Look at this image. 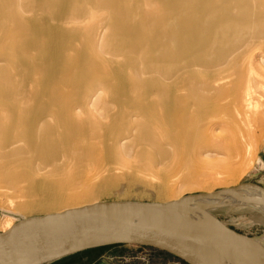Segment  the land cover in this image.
<instances>
[{"label":"bare ground","instance_id":"1","mask_svg":"<svg viewBox=\"0 0 264 264\" xmlns=\"http://www.w3.org/2000/svg\"><path fill=\"white\" fill-rule=\"evenodd\" d=\"M260 95L264 0H0V194L25 215L138 186L178 201L175 184L191 191L241 172L235 159L259 141L252 125L264 136ZM256 203L234 205L264 218ZM236 248L241 257L227 258L261 264Z\"/></svg>","mask_w":264,"mask_h":264},{"label":"water","instance_id":"2","mask_svg":"<svg viewBox=\"0 0 264 264\" xmlns=\"http://www.w3.org/2000/svg\"><path fill=\"white\" fill-rule=\"evenodd\" d=\"M253 186L261 191L254 200H239L234 193L239 187L186 195L168 203L102 201L29 217L0 233V264H49L78 252L114 245L151 248L185 264H239L227 258V254L241 257L237 244L255 251L259 263L264 264V236L238 233L212 214L213 207L203 205L215 198L245 205L264 200V189Z\"/></svg>","mask_w":264,"mask_h":264},{"label":"rangeland","instance_id":"3","mask_svg":"<svg viewBox=\"0 0 264 264\" xmlns=\"http://www.w3.org/2000/svg\"><path fill=\"white\" fill-rule=\"evenodd\" d=\"M257 102L259 103V107L257 113L260 115L259 118L264 120V95H260L258 97ZM253 128V129H252ZM260 128L258 126L252 125L251 133L254 132L256 139H259L257 142V148L254 152V155H250L247 152H243L239 158H236L234 162L239 163L245 161L243 165H241L240 169L241 172L235 175L234 177H227L223 180H209L208 186L207 184H203V186H207V189H213L212 192L221 191L225 189H233L239 188L243 185H255L262 189H264V168L261 167V162L264 163V136L260 138L257 136ZM264 131V128H263ZM103 138L97 139V144L100 143V140ZM102 142L104 141L101 140ZM255 141V140H254ZM107 143H109L107 141ZM103 144V143H102ZM106 144V142H105ZM105 144L103 146L105 147ZM99 145V144H98ZM103 147L102 145H99ZM147 150L151 151L152 147H145ZM244 148V147H243ZM246 148V147H245ZM244 148V149H245ZM247 154V155H246ZM253 157V164L252 166L246 170L245 168L248 167L250 163V159ZM250 158V159H249ZM248 159V160H247ZM257 160V161H256ZM256 162V163H255ZM237 165V164H236ZM235 165V166H236ZM222 175H217V177H221ZM222 177H226L223 175ZM210 183V184H209ZM124 185L125 181L123 182ZM206 188H194L191 191L186 190L183 192V188H181V184H175L173 189L176 191L177 194H184L185 195H193V194H202L207 193ZM2 190H0V193ZM182 196V197H183ZM9 200V201H8ZM15 199L10 200V196H5L0 194V230L3 228L2 226L9 220L14 224L17 223L22 217L29 218L37 215L43 214H32V215H25L24 213H20L17 209V202L14 201ZM102 201H139V202H160L158 199V194L155 190L145 188L142 186H138L137 188L132 189L131 191H122L116 190L112 192L111 195H105L104 197L100 198L99 202ZM236 203L228 201L223 206L213 207L211 208L212 214L223 224L228 226L229 228L237 231L238 233L250 236V237H263L264 236V218H262L259 213L256 211L247 209H237ZM235 207V208H234ZM247 206H245L246 208ZM49 213H56V212H49ZM136 249L139 253H150L152 255H157V250L146 248V247H138ZM137 253V254H139ZM136 254V255H137ZM163 254V253H161ZM165 255V254H163ZM131 258V257H130ZM165 263L170 264H185L182 261L170 258L167 256L165 259ZM143 262L142 260H139Z\"/></svg>","mask_w":264,"mask_h":264},{"label":"crops","instance_id":"4","mask_svg":"<svg viewBox=\"0 0 264 264\" xmlns=\"http://www.w3.org/2000/svg\"><path fill=\"white\" fill-rule=\"evenodd\" d=\"M137 253L136 246L114 245L78 252L49 264H148L130 259ZM166 258V255L158 253L150 264H167Z\"/></svg>","mask_w":264,"mask_h":264},{"label":"built area","instance_id":"5","mask_svg":"<svg viewBox=\"0 0 264 264\" xmlns=\"http://www.w3.org/2000/svg\"><path fill=\"white\" fill-rule=\"evenodd\" d=\"M154 255L150 253H139L133 257H131V260H142L145 263L150 264L153 260ZM184 263V262H183Z\"/></svg>","mask_w":264,"mask_h":264},{"label":"trees","instance_id":"6","mask_svg":"<svg viewBox=\"0 0 264 264\" xmlns=\"http://www.w3.org/2000/svg\"><path fill=\"white\" fill-rule=\"evenodd\" d=\"M106 247H108V246H106ZM157 251H158V250H157ZM158 252H161V251H158ZM161 253L165 254L166 256H168V257H170V258H175V257H173L172 255H170V254H168V253H165V252H161ZM175 259H177V258H175Z\"/></svg>","mask_w":264,"mask_h":264}]
</instances>
